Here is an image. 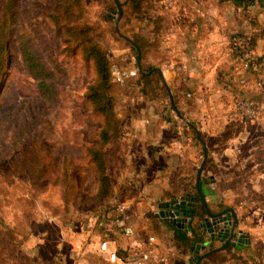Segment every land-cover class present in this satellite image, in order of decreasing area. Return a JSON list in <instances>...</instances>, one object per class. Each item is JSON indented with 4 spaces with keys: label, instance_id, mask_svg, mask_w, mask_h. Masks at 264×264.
I'll use <instances>...</instances> for the list:
<instances>
[{
    "label": "rangeland",
    "instance_id": "1",
    "mask_svg": "<svg viewBox=\"0 0 264 264\" xmlns=\"http://www.w3.org/2000/svg\"><path fill=\"white\" fill-rule=\"evenodd\" d=\"M64 1L15 0L12 12H8V0H0V26L5 17L13 14L7 24L15 32L5 38V65L0 77V264H63V252L73 261L67 232L74 236L87 215L96 216L102 209L97 196L99 170L92 154L100 146L104 121L87 95L96 78L93 60L85 53L89 45L99 44L112 65L137 70L125 84L114 83L111 91L119 132L102 147L105 173L112 186L111 201L122 200L125 195L122 186L126 176L121 179L123 170H119L125 158L122 131L130 119L147 117V112L141 116L143 104L158 105L152 116L156 119L178 120L184 127L196 123L195 116L187 111L192 106V95L187 97L190 100H178V93L184 92L182 86L179 91H172L162 78L153 75L145 79L139 75L141 67L160 69L163 63L161 50L148 48L140 59L141 67L138 66L137 51L125 39L148 36L142 33L149 29L147 14L131 12L127 0H118L123 11L117 22L115 0H84L82 9L78 8L83 18L70 23L73 14L64 13L65 8L60 5ZM54 16L60 17L58 23ZM64 23L73 27L62 28ZM21 42L28 43L49 72L50 95L42 94L36 77L24 63ZM167 89L181 110L180 118L175 112L165 115L172 105ZM196 129L197 159L194 170H190V192H194L191 188L204 147L207 157L212 153L209 143L217 154L220 149L197 125ZM207 160L201 175L205 179L210 174L217 178L214 194L228 192L234 200L245 193L257 197L252 191L243 190L253 182L251 170H204ZM215 165L218 164L213 160ZM146 171L158 177L165 172ZM184 172L172 170L170 176L178 191H184V182L179 179ZM256 209L264 211V207Z\"/></svg>",
    "mask_w": 264,
    "mask_h": 264
},
{
    "label": "crops",
    "instance_id": "2",
    "mask_svg": "<svg viewBox=\"0 0 264 264\" xmlns=\"http://www.w3.org/2000/svg\"><path fill=\"white\" fill-rule=\"evenodd\" d=\"M156 9L168 21L160 34L162 79L172 91L185 86L193 99L187 111L198 124L184 127L178 120L156 119L152 116L158 105L143 104L141 116L147 112V117L130 119L122 131L125 158L119 170H123L121 179L126 177L121 201L131 206L136 230L156 236L157 252L168 259V264H264V211L256 209L264 207V70H243L231 49L234 35L255 32L253 22L264 21V0H173L171 7L161 0ZM150 20L148 16L149 23ZM150 24L142 33L152 35ZM252 51L256 57L264 58V37L256 39ZM245 96L263 106L258 119L236 114L230 117L235 101ZM196 125L216 148L220 145L217 154L209 143L212 153L208 154L204 170H251L249 174L253 175L250 188L243 190L257 197L245 193L235 200L228 192L214 194L217 178L211 174L206 179L201 176L200 188L209 211L216 214L233 209L240 246L210 252L224 243L215 240L212 247L205 244L210 237L206 222L211 218L195 181L191 188L194 192H190L189 184L190 170H194L197 159ZM213 160L218 165L213 166ZM146 170L165 172L158 177ZM172 170H185L183 178L179 177L184 191L173 188ZM180 198L191 205L187 207L186 228L184 222L172 224L166 215L171 210L167 204ZM247 207L252 209L248 211ZM96 218L94 214L87 215L74 236L67 232L66 241L75 259L71 261L63 252V264H121L131 238L118 233L104 238L96 227ZM226 220L233 222L231 217Z\"/></svg>",
    "mask_w": 264,
    "mask_h": 264
},
{
    "label": "trees",
    "instance_id": "3",
    "mask_svg": "<svg viewBox=\"0 0 264 264\" xmlns=\"http://www.w3.org/2000/svg\"><path fill=\"white\" fill-rule=\"evenodd\" d=\"M15 0H8L6 6H11L8 12H12V4ZM158 1L161 0H127V9L131 12L138 11L140 14H147L150 17V23L152 27V35H142L138 36V38L130 39L125 37V39L129 40L134 48L137 51V56L141 59L142 55L144 54V49H151V51L155 50V48L160 47L161 35L165 28H167L168 21L162 15L156 12V4ZM244 3L249 2L251 0H239ZM84 0H65L60 5L65 8L64 13H69L71 16L73 14L70 23H77L79 20L83 18V14L79 13V9H82ZM121 4V3H120ZM116 5V4H115ZM122 7V4H121ZM79 8V9H78ZM117 8V6H116ZM75 9V10H74ZM123 11V9H122ZM82 15V16H79ZM13 14L10 17H5L2 26H0V77L4 70L5 65V58L4 53L7 49V43L5 38L10 37L14 32L13 28H10L7 21L12 18ZM53 19L56 23L59 22L60 17L54 16ZM68 20V21H69ZM83 21V20H82ZM255 28L257 29L255 32L249 34V44L248 49L252 50L255 46L256 39L259 37H264V21L254 23ZM60 27V26H59ZM72 28V25H67L66 23L63 24L62 28ZM77 27V26H75ZM59 31V30H58ZM20 36V35H19ZM21 47V55L24 63L29 69V72L32 73L38 83V87L42 94L45 96L50 95V85L47 82V76L49 72L46 70L45 66L41 64L36 57L34 56L33 52L31 51L28 43L20 44ZM86 55L93 60L94 69L96 73L95 82L90 86L88 92V99L90 100L93 109L96 110L99 114L103 116V123L104 126L101 130V143L99 144L97 149L93 150L92 154V161L95 163L97 169L99 170L98 178H99V187H98V201L103 205L102 209L97 213V218L99 219L102 214L107 212L110 207L111 203V192L112 186L109 177L105 173V156L102 151V147L113 140L119 132V121L117 120L115 113L113 111L112 105V88L114 83L118 85L125 84L128 80L132 79V77L125 78L124 81L121 83L117 81L112 74L111 67L112 64L108 60V56L105 53L104 49L99 44H91L85 50ZM237 56H239V51L235 52ZM158 53L156 52V55ZM259 60H263V57H257ZM141 67V66H140ZM157 67H150L147 70L144 68H140L139 75L141 78L149 79L151 76L155 75L157 78L161 79V72L156 69ZM113 81V82H112ZM183 90L186 93V90ZM181 90V89H180ZM169 92V96L172 101V108L177 116H182L181 110L178 105L174 102V96L170 94V90L167 89ZM178 93V100L185 101L190 100L187 98L185 93ZM199 185L201 186V179ZM198 197V196H197Z\"/></svg>",
    "mask_w": 264,
    "mask_h": 264
},
{
    "label": "built area",
    "instance_id": "4",
    "mask_svg": "<svg viewBox=\"0 0 264 264\" xmlns=\"http://www.w3.org/2000/svg\"><path fill=\"white\" fill-rule=\"evenodd\" d=\"M166 5L171 7L173 0H166ZM249 33H239L231 38V49L236 52L240 66L243 70H264V61L257 59L252 50L248 49ZM113 77L123 82L125 78L137 74V70L131 68H120L113 64L111 67ZM244 82V80H243ZM187 97L190 93H185ZM174 110L170 104L165 110V115L173 113ZM263 113V106L251 97H240L234 103V114L248 119H258ZM214 189V186L211 185ZM96 227L102 232L104 238H109L111 233H118L131 238L128 246L121 257V264H168V259L157 252V238L153 234L138 232L134 227L135 221L132 219L131 206L121 200H113L110 203L109 210L96 218ZM72 259L75 255L69 252Z\"/></svg>",
    "mask_w": 264,
    "mask_h": 264
},
{
    "label": "water",
    "instance_id": "5",
    "mask_svg": "<svg viewBox=\"0 0 264 264\" xmlns=\"http://www.w3.org/2000/svg\"><path fill=\"white\" fill-rule=\"evenodd\" d=\"M115 3L117 6V12H118V16H117L116 21L118 22L122 16V7H121V4L118 0H115ZM137 62H138V66H140V58L139 57L137 58ZM156 69L161 72V70L159 68H156ZM189 125L191 127H193L192 124H189ZM194 130L197 132V129H194ZM197 136H198V133H197ZM206 158H207V148L204 147L203 160H202L200 167L197 168L195 186H196L198 195H199V197L203 203V206L205 207L208 215L211 218L210 222H206V224L208 226H210L208 228V232L210 234V237H209V240L205 244H208L210 247H212L215 240H219V241L224 243L222 245V247L219 246L218 248H212L210 250V252H214L217 249L225 248L229 245L240 246L242 243H241V238H239V236H237V233L235 230V228L237 226V218L234 214L233 209L227 208L226 210L218 212L216 214L211 213L208 209V205L204 199V196L201 192V188L199 185L200 179L202 176L201 173H202ZM188 206H191L190 203H187L184 199H181V198L180 199H174V200L170 201L167 204V207H171V210L166 212V215L168 216L169 222H171L172 224H176L178 226L181 225L180 222H184L183 226H184V228H186L187 221L189 220V216L187 215V207ZM224 213H227V218L231 217L233 219V222H231L230 220L227 221L226 220L227 218L224 217ZM195 264H199V262H196Z\"/></svg>",
    "mask_w": 264,
    "mask_h": 264
}]
</instances>
